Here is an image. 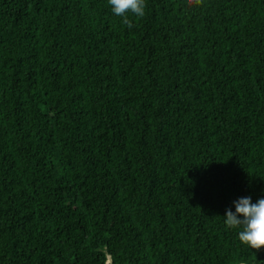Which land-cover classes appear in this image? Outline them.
Returning <instances> with one entry per match:
<instances>
[{
	"label": "trees",
	"instance_id": "1",
	"mask_svg": "<svg viewBox=\"0 0 264 264\" xmlns=\"http://www.w3.org/2000/svg\"><path fill=\"white\" fill-rule=\"evenodd\" d=\"M130 15V14H129ZM0 0V264H264V0Z\"/></svg>",
	"mask_w": 264,
	"mask_h": 264
},
{
	"label": "clouds",
	"instance_id": "2",
	"mask_svg": "<svg viewBox=\"0 0 264 264\" xmlns=\"http://www.w3.org/2000/svg\"><path fill=\"white\" fill-rule=\"evenodd\" d=\"M112 13L121 18V24L129 30L136 26V21L144 18L147 0H108ZM187 7L202 5L203 0H185ZM130 14V15H129ZM235 211L228 208L224 216L227 229H237L241 244L252 249L264 248V197L252 202L251 196L240 197L233 202ZM104 264H114L113 258L105 253Z\"/></svg>",
	"mask_w": 264,
	"mask_h": 264
}]
</instances>
